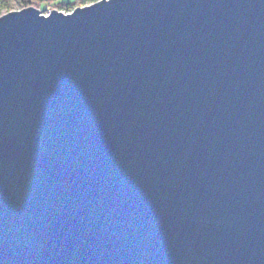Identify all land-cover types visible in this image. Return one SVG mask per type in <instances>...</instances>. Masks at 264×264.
I'll return each mask as SVG.
<instances>
[{
	"label": "water",
	"instance_id": "obj_1",
	"mask_svg": "<svg viewBox=\"0 0 264 264\" xmlns=\"http://www.w3.org/2000/svg\"><path fill=\"white\" fill-rule=\"evenodd\" d=\"M0 264H264V0L1 14Z\"/></svg>",
	"mask_w": 264,
	"mask_h": 264
},
{
	"label": "trees",
	"instance_id": "obj_2",
	"mask_svg": "<svg viewBox=\"0 0 264 264\" xmlns=\"http://www.w3.org/2000/svg\"><path fill=\"white\" fill-rule=\"evenodd\" d=\"M44 1L47 0H23V2H21V0H0V9L1 8H5L6 10H10V8H12L13 6H19V7H23L26 5H30V4H36L38 5V7H40V4H42ZM56 1V0H53ZM90 1H95V0H59L56 1L54 4L57 5V7L59 9H65V10H70L73 5L76 4H85L87 2ZM43 11H45V9H43ZM0 14H1V10H0Z\"/></svg>",
	"mask_w": 264,
	"mask_h": 264
},
{
	"label": "rangeland",
	"instance_id": "obj_3",
	"mask_svg": "<svg viewBox=\"0 0 264 264\" xmlns=\"http://www.w3.org/2000/svg\"><path fill=\"white\" fill-rule=\"evenodd\" d=\"M56 1H59V0H56ZM56 1H53V0H47V1H44L42 4H43V6H41L42 4H40V7H38V5H36V4H30V5H33V6H36V7H38L39 9H40V11L41 12H44V13H46V14H48L52 9H59L58 7H57V5L56 4H54ZM71 1V0H70ZM96 1V0H95ZM92 2H94V1H90V2H87V3H85V4H74L73 5V7L70 9V10H65V9H59V10H62V11H64V12H70V11H72L75 7H77V6H84V5H86V4H90V3H92ZM23 7H26V6H23ZM23 7H19L18 5L16 6H13L12 8H10V10H6L5 8H1L0 10H1V14H3V13H6V12H8V11H11V10H17V9H21V8H23ZM43 9H45V11H43ZM0 14V15H1Z\"/></svg>",
	"mask_w": 264,
	"mask_h": 264
},
{
	"label": "snow or ice",
	"instance_id": "obj_4",
	"mask_svg": "<svg viewBox=\"0 0 264 264\" xmlns=\"http://www.w3.org/2000/svg\"><path fill=\"white\" fill-rule=\"evenodd\" d=\"M21 2H23V0H21ZM31 5H26V7H30ZM41 6H43V4L41 5Z\"/></svg>",
	"mask_w": 264,
	"mask_h": 264
}]
</instances>
